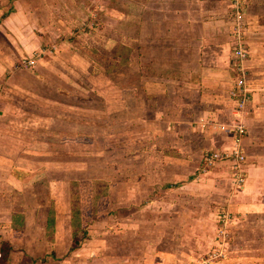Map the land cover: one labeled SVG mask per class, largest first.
I'll return each instance as SVG.
<instances>
[{"label":"crops","instance_id":"0c3cea01","mask_svg":"<svg viewBox=\"0 0 264 264\" xmlns=\"http://www.w3.org/2000/svg\"><path fill=\"white\" fill-rule=\"evenodd\" d=\"M35 1L0 3V264H189L219 245V214L229 226L259 216L264 0H241L247 23L239 25L231 0H101L90 33L70 25L85 17L82 2L70 16L59 2ZM46 12L47 23L33 16ZM241 38L252 100L237 110L231 51ZM94 49L97 68L83 54ZM96 72L101 82L92 85ZM78 94L100 96L99 117ZM113 107L131 115L132 142L145 147L124 154L132 175L107 194L100 184L95 197L93 181L61 175L77 173V157L92 149L85 128L102 129ZM236 118L246 128L241 186L228 159L202 168L203 151L234 148ZM110 236L131 245L113 252Z\"/></svg>","mask_w":264,"mask_h":264},{"label":"rangeland","instance_id":"374dc122","mask_svg":"<svg viewBox=\"0 0 264 264\" xmlns=\"http://www.w3.org/2000/svg\"><path fill=\"white\" fill-rule=\"evenodd\" d=\"M6 1L8 2L11 0H0V3L5 4ZM32 1H33L32 3L33 6L36 7L37 6L36 1L35 0H32ZM44 2L46 4L47 9L50 7H53L57 2H59L61 3L63 12L65 11L67 13L73 11L74 9L73 7L75 6L74 2H76V5L78 2H82L80 3V5L84 8V11L86 13L85 17L81 19L77 18L79 20L75 18L73 20L75 22H72L70 25H83L82 31H81L83 33L85 31L86 33L87 32L90 33L92 28L95 29L97 25H100V22H101L99 20L100 17L99 15L95 13V11H99L101 0H44ZM65 3L67 4L66 7L63 6ZM245 9H246V6H244L243 8L244 11L242 10V14L244 12V17H241L240 14L238 15L240 16V19H243L244 23H247V17H246L247 15H246ZM69 15L71 16L70 13ZM33 16L38 18L39 20L43 17L44 22L45 23L48 22L47 12L40 13V14H33ZM231 17L233 19L235 17V14H232ZM87 25L89 26L87 27ZM239 42L241 43H237L236 46L234 47V50L237 47V45L240 44L242 46V48L246 52V58L243 61V63H245V61L251 58L250 47L247 45L245 40L242 38L241 40H239ZM87 49L89 48L87 47ZM234 50L231 51L232 54ZM261 51L264 52V49H262ZM83 54L92 55L91 59L93 61L94 68L96 67V65L98 66L101 65V61L99 59V53L96 50L93 52L87 50V51H84ZM104 64L105 62L103 61V65ZM107 65L110 66L111 64L108 63ZM244 71H245V83L246 82L249 83L247 81L248 76H249L247 74L248 71L246 72L245 68H244ZM96 73L97 74L94 73L95 79L92 80L91 82L92 85H99L101 82V79L99 80V73L98 72ZM116 80H117L116 78H113L112 80H110V84L114 85ZM246 88L248 91L247 101L251 102L252 92L249 89V84H248V87L246 85ZM77 102H78L77 104H81L83 102L86 103V104H82V106L90 105V108L93 109L94 111L93 113L97 114L99 117L98 112H96L97 110L94 109L96 106L99 109V106H100V96L99 95L97 94H92V95L87 94L86 95L85 94V95L79 96L78 94ZM110 111L112 113L110 114L109 117H106L108 120V123L105 126L102 125V129H101L100 123H99L100 125L97 124L96 127L93 125V127L85 128V131H87L88 133L90 132V134L93 136V140L91 143L92 149L90 150L88 148V150H86L87 151L86 154H88L89 156L82 155L80 157L79 156L77 157L76 159L77 160L76 166L78 169L77 173L75 174L72 173L71 175L69 174L61 175V179L65 180L66 182H68V179L70 178H72L73 180L76 179L77 182L82 181V182L90 183L91 181H93L95 184H97V185H94L95 188H93V191H92L95 197H98L95 195V192L98 193L102 188L101 187L102 185L100 184H103V187L106 188V194H107L108 193L107 191L109 190V188H111L113 185H116L117 182H122L123 179L126 180V178H129V175H132L131 168L132 166H134V164L130 162L131 158L125 157L124 154H127V153L130 154L131 152H133V148L139 152L140 148L145 147V146H142L141 143L132 142V135L130 134L131 133L130 130L132 128L131 115L128 114L127 112H125L124 114L123 112H117L116 107H113ZM240 121L242 122L241 119ZM82 129L84 130V127ZM107 133L109 134L108 135L109 140H105L106 138L105 135ZM83 143L84 142H82V147H84ZM106 149H108V153L105 152ZM203 152H204V156H206L207 151H203ZM79 154H84V153L80 152ZM203 160L204 162H202L203 163L202 168L205 167L204 164H207V167H208V166H214L216 164L218 165L222 163L219 160L218 161L212 160L209 162L204 157H203ZM143 161L148 162L149 160L145 159ZM73 163L74 162L72 160L69 161L68 158H62V164H64L62 165V167L63 166L67 167L69 164H70L69 166L73 167L74 166ZM135 167H139V164L137 163ZM79 171H84L85 174L78 173ZM97 186H99L98 189H97ZM115 189H116V186H115ZM122 191L118 190V193L122 194L123 193ZM112 198L114 199L118 198V196H116L115 191H113L112 193ZM258 211H260V213L258 214L259 216H255V218L247 217L246 219H243V223H237V224L235 223L232 226H229L231 224L230 221L228 222V224L226 223V225L223 224L220 220L217 222V224L219 225V228L222 231H225V234L223 235L221 234L219 229L217 232L218 237L223 236V237H220V239H218L219 244L221 243L220 245H222L221 246L223 250L222 256L218 258L209 259L207 264H264V212H263L264 211V201L263 203H261V206H259ZM224 214L226 215V213ZM228 220H230V217H228ZM111 232H114V230ZM108 240H109L110 245L115 247L113 252L118 251V249H116L118 248V246L119 248L120 247L122 248V245L124 246L131 245V242L128 243L127 240H126V243L120 244V242H117V238L115 236L113 237L110 236ZM217 248L218 246H214L213 248L207 247L205 251L199 254V256L198 255L195 256L196 260H199L202 258L204 259L208 258Z\"/></svg>","mask_w":264,"mask_h":264},{"label":"built area","instance_id":"2783aa9c","mask_svg":"<svg viewBox=\"0 0 264 264\" xmlns=\"http://www.w3.org/2000/svg\"><path fill=\"white\" fill-rule=\"evenodd\" d=\"M233 3V9L235 12V20L239 21L240 16H242L241 13V7H240V0H231ZM237 14V16H236ZM240 14V16L238 15ZM236 25H239V23L237 22ZM37 57V55H35ZM234 56L236 58V70H237V76L235 79V83H234V87H233V92L231 93V97L234 99L235 103H236V109L237 110H242L244 109L247 104L249 103L247 101V95H248V91L246 88V83H245V71L243 68V61L246 58V52L245 50L242 48V46L239 44L237 45V47L234 50ZM22 65L23 66H32L34 65V61L33 60H26V61H22ZM233 136H234V148L226 154L223 153H219V152H210L207 153L205 158L207 161H212V160H230V162L232 163V167L234 169V171L236 172V180H235V185L237 186H241L244 183V176L242 173V165L245 162V155L243 152V149L241 147V140L244 137V135L246 134V130H245V126L243 125V123L240 121V119H235L232 124H231V128L229 130ZM224 213H221L218 215L219 220L226 225V223H228V216L227 215H223ZM218 220V221H219ZM221 234H225V231H220ZM223 237V236H220ZM221 244V243H220ZM218 245V248L216 250H214V252L211 254V256H209L208 258H202L199 260H194V262H190L189 264H207L209 259L211 258H218L220 256H222V245Z\"/></svg>","mask_w":264,"mask_h":264}]
</instances>
